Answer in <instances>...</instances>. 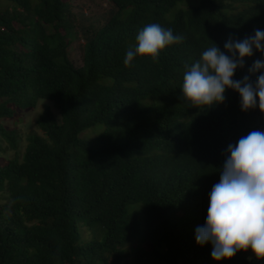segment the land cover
Masks as SVG:
<instances>
[{
    "label": "trees",
    "instance_id": "1",
    "mask_svg": "<svg viewBox=\"0 0 264 264\" xmlns=\"http://www.w3.org/2000/svg\"><path fill=\"white\" fill-rule=\"evenodd\" d=\"M8 1L0 8V119L39 100L58 116L46 106L21 158L0 166L7 199L0 202V264H264L251 249L216 261L211 243L195 239L228 145L264 131V113L242 111L232 89L203 111L182 91L186 63L214 43L227 55L230 37L264 31V0H88L86 24L63 0ZM152 23L184 39L162 49L157 62L137 56L126 66L127 50ZM74 39L82 41L81 65L67 53ZM256 60L264 53L245 57L234 79L255 83L264 73H249ZM85 129H93L90 139L80 137ZM21 137L17 126L0 123L10 149ZM94 226L102 239L78 244L80 231Z\"/></svg>",
    "mask_w": 264,
    "mask_h": 264
},
{
    "label": "clouds",
    "instance_id": "2",
    "mask_svg": "<svg viewBox=\"0 0 264 264\" xmlns=\"http://www.w3.org/2000/svg\"><path fill=\"white\" fill-rule=\"evenodd\" d=\"M183 39L171 28L146 25L136 36V45L127 50L124 63L130 65L137 56L157 62L162 49ZM224 48L227 55L214 43L202 52L199 61L185 64L184 100L191 108L203 111L223 103L226 91L232 89L241 97L242 111L258 106L264 113V73L255 83L249 76L234 79L236 70L244 67L245 57H251L254 50L264 53V31L257 29L242 41L230 37ZM261 70L264 60H256L249 73ZM195 239L201 246L211 243V256L216 261L249 249L257 260H264V131L253 130L235 145H228L220 180L209 195L206 221L197 227Z\"/></svg>",
    "mask_w": 264,
    "mask_h": 264
},
{
    "label": "rangeland",
    "instance_id": "3",
    "mask_svg": "<svg viewBox=\"0 0 264 264\" xmlns=\"http://www.w3.org/2000/svg\"><path fill=\"white\" fill-rule=\"evenodd\" d=\"M71 4L73 11L75 12L79 24H86L88 23L89 15L87 13V6L90 4V7H94L92 3H89L88 0H63ZM8 0H0V8H4L6 5H8ZM183 4L180 3L177 5L167 16L169 19L173 18L175 11L182 8ZM127 11L124 10L123 14H125ZM94 15V14H93ZM95 16V15H94ZM82 44V41L79 39H74L68 46L67 53L70 59L74 62L75 65H81L82 64V57H81V49L80 45ZM46 106L49 107V110L57 117L58 116V110L49 102L45 100H39L37 102L36 107L33 110H22L17 111L13 117L10 118H1L0 123L6 127H14L17 126L19 131L21 132V140L19 142V147L17 150L10 149L6 142L2 139H0V166L5 164L7 159L12 158L15 154L20 159L25 146L27 144L26 135L27 133L31 132L32 130H37L35 127V120L44 112ZM96 132H100L103 129V125L97 124L95 127ZM93 129H85L80 133V137L85 139H90L92 136ZM39 131V130H38ZM40 132V131H39ZM0 202L5 203L7 201L6 199V193L0 192ZM129 213H131L137 222L139 231L142 232L143 230V221H142V215L138 211V206L136 204H132L128 207ZM104 233L101 228L94 226L92 228H89L85 231H80V237H78V244H81L83 240L95 238V239H102ZM141 235L137 237V241H140ZM131 248H135L136 245L132 244L130 246Z\"/></svg>",
    "mask_w": 264,
    "mask_h": 264
}]
</instances>
